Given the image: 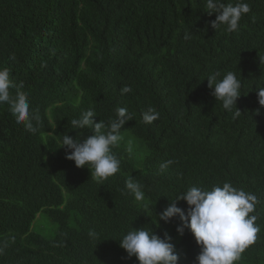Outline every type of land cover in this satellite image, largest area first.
<instances>
[{"label": "trees", "instance_id": "16d2710c", "mask_svg": "<svg viewBox=\"0 0 264 264\" xmlns=\"http://www.w3.org/2000/svg\"><path fill=\"white\" fill-rule=\"evenodd\" d=\"M205 2L0 0V68L41 119L31 134L0 104V264H139L119 239L141 227L167 233L178 264H194L200 248L190 231L178 234L179 217L165 223L158 214L172 203L186 211L174 200L190 187L225 182L257 196L250 215L260 231L234 264H264V107L256 95L264 0H242L251 10L232 33L211 27L216 14ZM228 71L242 83L235 119L206 80ZM125 86L131 91L122 94ZM118 107L131 116L113 148L120 169L98 182L65 158L60 142L91 134L71 125L82 112L107 124ZM149 108L159 113L150 124L142 120ZM129 177L142 200L125 188ZM39 213L56 225L53 239L31 231Z\"/></svg>", "mask_w": 264, "mask_h": 264}, {"label": "clouds", "instance_id": "9594fccd", "mask_svg": "<svg viewBox=\"0 0 264 264\" xmlns=\"http://www.w3.org/2000/svg\"><path fill=\"white\" fill-rule=\"evenodd\" d=\"M205 10L209 15L216 14L215 20L211 21L213 29L223 28L232 33L238 30L241 17L251 9L242 0H237L235 4L225 3V0H206ZM188 38L186 34L185 39ZM9 77L10 70L7 67L0 68V104H7L16 122L23 123L26 131L36 134L41 126V119L30 111L26 93L10 92L13 84ZM206 80L208 88L212 89L211 95L221 102L223 109L233 112V119L239 117L241 111L236 108V101L242 94L241 79L234 72L228 71L223 76L220 72H212ZM130 91L129 86L121 89L122 94ZM256 95L258 104L264 107V84L256 86ZM94 117H97L96 113L89 109L82 112L78 119H73V129L90 128L92 132L82 140L64 134L60 147L65 149L66 159L73 161L77 168L90 169L92 177L99 182L120 169L121 162L113 153V148L121 140V128L131 116L126 108L118 107L114 118L107 124L102 120L96 122ZM158 118L159 113L153 108L142 114L143 122L148 124ZM171 163L172 161H168L162 164L161 169H166ZM125 188L136 200L144 198L142 186L133 178L126 180ZM181 200L188 206L186 211L172 203L158 214V219L167 223L171 218L179 217L181 225L176 228L177 233L182 235L187 228L200 248L194 264H234L240 259L241 253L255 242L260 231L255 224L256 216L250 215L257 203L255 194L225 182L222 186H213L211 190L190 187L174 201ZM89 236L95 239L97 234L90 230ZM119 246L129 258L135 256L139 264H178L179 253L171 242V237L164 233L161 238L151 228H132L119 239Z\"/></svg>", "mask_w": 264, "mask_h": 264}, {"label": "rangeland", "instance_id": "374dc122", "mask_svg": "<svg viewBox=\"0 0 264 264\" xmlns=\"http://www.w3.org/2000/svg\"><path fill=\"white\" fill-rule=\"evenodd\" d=\"M31 231L50 240L55 237L57 227L43 213H39L32 224Z\"/></svg>", "mask_w": 264, "mask_h": 264}]
</instances>
